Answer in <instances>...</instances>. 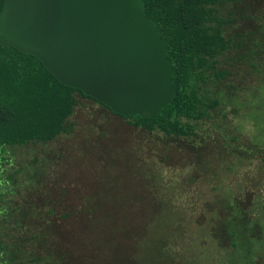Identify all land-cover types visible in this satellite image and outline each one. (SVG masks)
I'll return each mask as SVG.
<instances>
[{"label": "rangeland", "instance_id": "obj_1", "mask_svg": "<svg viewBox=\"0 0 264 264\" xmlns=\"http://www.w3.org/2000/svg\"><path fill=\"white\" fill-rule=\"evenodd\" d=\"M219 15L239 47L216 58L226 74L205 85L217 106L196 136L149 134L77 97L69 134L3 148L22 180L0 184L18 190L3 213L22 224L5 243L42 264H264V0Z\"/></svg>", "mask_w": 264, "mask_h": 264}, {"label": "trees", "instance_id": "obj_2", "mask_svg": "<svg viewBox=\"0 0 264 264\" xmlns=\"http://www.w3.org/2000/svg\"><path fill=\"white\" fill-rule=\"evenodd\" d=\"M227 1L142 0L144 15L154 23L171 63L172 96L151 118L146 114L119 117L149 134L186 139L196 136L195 124L210 119L217 106V101L207 95L205 85L212 79L221 80L226 74L215 68L216 58L239 47V43L223 35L224 26L232 21L219 15ZM2 3L0 0V10ZM77 97L93 101L79 90L58 82L36 58L0 46V184L22 183L21 167H16L11 176L3 172V167L9 164L1 153L3 148L47 144L69 134L72 129L69 118ZM15 192L18 190L0 191V264H42L38 258L44 255L24 256L17 244H11L10 239L9 243L4 241L9 238L5 232L22 228L17 207L8 205L11 212L3 213L4 196L12 200ZM10 219L17 221L12 223ZM39 236L40 233H34L31 239Z\"/></svg>", "mask_w": 264, "mask_h": 264}, {"label": "water", "instance_id": "obj_3", "mask_svg": "<svg viewBox=\"0 0 264 264\" xmlns=\"http://www.w3.org/2000/svg\"><path fill=\"white\" fill-rule=\"evenodd\" d=\"M0 46L118 116L151 118L172 96L171 63L142 0H3Z\"/></svg>", "mask_w": 264, "mask_h": 264}]
</instances>
